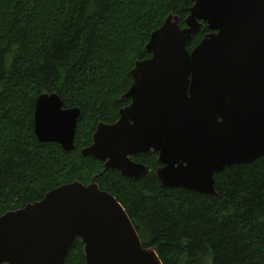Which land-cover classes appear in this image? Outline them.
Returning <instances> with one entry per match:
<instances>
[{
  "label": "trees",
  "instance_id": "obj_1",
  "mask_svg": "<svg viewBox=\"0 0 264 264\" xmlns=\"http://www.w3.org/2000/svg\"><path fill=\"white\" fill-rule=\"evenodd\" d=\"M191 0H0V218L42 201L75 182L113 195L125 208L145 248L162 264H264V158L215 176L218 198L164 188L158 154L133 157L150 168L128 179L84 157L100 123L114 125L131 104L138 61L152 34L170 15L181 28ZM204 28L187 48L209 34ZM57 94L79 108L75 146L42 144L34 119L38 98ZM66 264H87L78 239Z\"/></svg>",
  "mask_w": 264,
  "mask_h": 264
},
{
  "label": "water",
  "instance_id": "obj_2",
  "mask_svg": "<svg viewBox=\"0 0 264 264\" xmlns=\"http://www.w3.org/2000/svg\"><path fill=\"white\" fill-rule=\"evenodd\" d=\"M181 28L170 15L138 61L131 104L114 125L100 123L82 156L105 163L128 179L150 168L133 157L155 152L164 188L218 198L215 176L264 158V0H191ZM204 28L210 33L187 46ZM79 108L66 109L57 94L41 95L35 134L42 144L76 149ZM78 239L87 264H162L145 248L125 208L94 178L75 182L0 218V264H66Z\"/></svg>",
  "mask_w": 264,
  "mask_h": 264
}]
</instances>
